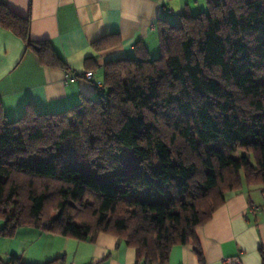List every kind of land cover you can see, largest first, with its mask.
I'll list each match as a JSON object with an SVG mask.
<instances>
[{"label":"trees","instance_id":"1","mask_svg":"<svg viewBox=\"0 0 264 264\" xmlns=\"http://www.w3.org/2000/svg\"><path fill=\"white\" fill-rule=\"evenodd\" d=\"M0 25L44 63L67 66L4 1ZM159 42L157 57L139 43L138 57L108 61L105 93L63 111L30 106L10 121L0 102V235L110 233L138 264H167L227 192L264 186V0H208L179 24L162 22ZM0 264L35 263L11 255Z\"/></svg>","mask_w":264,"mask_h":264},{"label":"crops","instance_id":"2","mask_svg":"<svg viewBox=\"0 0 264 264\" xmlns=\"http://www.w3.org/2000/svg\"><path fill=\"white\" fill-rule=\"evenodd\" d=\"M16 14L29 18V37L49 41L66 67L44 63L22 37L0 25V102L8 120L19 119L33 106L40 113L63 111L85 98L99 96L96 86L80 76L94 70L104 80L105 64L139 56L143 44L151 57L160 53L162 22L179 24L185 12L208 9V0H2ZM117 34L119 42L97 50L93 43ZM88 59L94 61L88 62ZM261 186L225 194L210 220L196 229L188 244L176 245L167 264H264V197ZM19 256L43 264L64 257L60 264H138L137 251L110 233L80 240L34 226L0 235V257ZM145 264V263H139Z\"/></svg>","mask_w":264,"mask_h":264},{"label":"built area","instance_id":"3","mask_svg":"<svg viewBox=\"0 0 264 264\" xmlns=\"http://www.w3.org/2000/svg\"><path fill=\"white\" fill-rule=\"evenodd\" d=\"M1 2H2V0H0V4H1ZM80 76H82V77L88 79L90 82H92L96 86L99 95H103L105 93V90H106L105 82L103 79H100L96 76V73L94 70H87L84 73L78 74L75 77L77 78ZM261 192H262V195L264 197V186L262 187ZM0 226H1V220H0ZM239 261H240V258L238 256L224 257L223 258L224 264H238ZM145 264H148V263H145Z\"/></svg>","mask_w":264,"mask_h":264},{"label":"rangeland","instance_id":"4","mask_svg":"<svg viewBox=\"0 0 264 264\" xmlns=\"http://www.w3.org/2000/svg\"><path fill=\"white\" fill-rule=\"evenodd\" d=\"M236 158H239V155H236Z\"/></svg>","mask_w":264,"mask_h":264}]
</instances>
